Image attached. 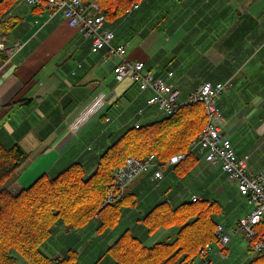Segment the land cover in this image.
Masks as SVG:
<instances>
[{
  "label": "crops",
  "instance_id": "crops-1",
  "mask_svg": "<svg viewBox=\"0 0 264 264\" xmlns=\"http://www.w3.org/2000/svg\"><path fill=\"white\" fill-rule=\"evenodd\" d=\"M3 1L0 0V3ZM182 1L188 7L185 15H171V20L166 19L159 28L153 27L154 30L165 33L164 41L168 43H171L174 37V49L166 51L159 38L149 40L145 36L150 28L148 25L143 26L142 31L137 34L130 28L131 23L138 17H133V14H139L142 8L140 6L135 12H131L133 18H128L126 28L128 36L141 37L142 43L130 51L131 43L116 41L118 37L115 34L114 44L127 45V60L143 62L147 72L180 90L181 100L187 99L190 93L205 82H231L230 90L218 96L217 98L222 96L220 100H215L220 115L218 124L224 137L232 142L237 158H248L249 171L254 175L259 174L264 170V84L260 89L253 90L241 115L230 112V103L235 102L231 96L236 92H241L242 96L244 87L241 88L247 82L245 84L246 80L238 79L235 73L225 72V63L230 58H225L224 50L210 54L198 45L199 40L205 38L209 32L202 30L206 19L200 12L207 11L210 5L219 3L222 8L226 2L230 4L232 1L180 0ZM260 1L263 0H252L250 4L255 5ZM194 10L197 12L194 13ZM224 13L225 9L222 8L220 14ZM250 17L251 20L246 16L243 37L250 35L255 42L252 46L263 51L264 15L262 18L261 15ZM206 18L209 19L208 14ZM9 19L15 21L16 25L9 35L0 36V44L10 47L15 43H22L23 47L11 58L0 50V54L5 56V60L0 59V144L6 149L19 146L28 156L27 162L6 186L13 196L30 189L42 176L54 178L75 164H80L88 176L93 174L104 153L128 129L151 124L165 117L156 107L148 105L151 94L142 93L130 81L118 83L113 72L118 60L105 61L103 51L93 54L90 40L77 29L70 27L61 15L50 19L47 11L32 8L22 0H16L7 13L0 15V24ZM123 19L125 18L121 21ZM121 21H115L118 23L115 25V22H111V25L106 22L105 27L115 33L113 27L120 25ZM171 21L173 22L170 23ZM174 25H178L175 35L170 29ZM184 27H188L185 42L189 41L190 46L183 50V43L181 44L179 38L182 35L179 34ZM237 32L235 29L234 33ZM225 42H230L229 35L226 36ZM179 50L178 56H172L173 52ZM188 50L192 54L190 59L185 58L183 54ZM202 52H205L206 56H200L199 53ZM232 64H235V60ZM261 64L264 72L262 61ZM194 69L213 70L212 76L218 80L213 82L206 78L196 82L192 75ZM108 97L110 98L107 99ZM107 118L110 119L109 122ZM193 160L184 161L181 166L165 168L164 177L160 181H154L153 173L150 172L138 178L128 188L126 197L129 205L137 199L146 198L143 208L139 204L131 211L124 208L128 218L135 216L134 213L142 208L137 212L140 225L135 238L145 247L172 241L178 232L176 227H171L161 228L153 235L147 234L143 219L161 203H168L174 209L192 203L193 197L199 198L201 202L216 203L220 208L219 213L215 215L218 226L222 224L218 223L217 218L225 210L233 211L237 219L236 226L251 213L252 208L247 199L240 195L237 184L229 180L221 165L208 164L199 156ZM173 181H178L180 188L184 184L187 191L194 183L208 187L182 200L183 194L180 196L179 191H171L167 195L166 191L163 194L162 188ZM149 193L150 198H147ZM236 195L242 201L234 204ZM168 196H172L170 201L167 200ZM225 217L223 214V218ZM97 225L96 220L80 230L59 226L40 250L48 259L58 260V264H65V258H68L69 251H72L77 262L87 252L94 250L93 244L100 239ZM109 230L103 232L112 231ZM93 231L98 234H95L94 238ZM111 237L112 234L103 240L109 244L107 252L119 239L113 241ZM211 246L215 253L219 250L218 244ZM226 252L227 250L224 253ZM14 255L17 257L16 264H28L18 255ZM101 258L100 261L103 259ZM113 264H116L115 261Z\"/></svg>",
  "mask_w": 264,
  "mask_h": 264
},
{
  "label": "trees",
  "instance_id": "trees-1",
  "mask_svg": "<svg viewBox=\"0 0 264 264\" xmlns=\"http://www.w3.org/2000/svg\"><path fill=\"white\" fill-rule=\"evenodd\" d=\"M15 1L1 2L0 15L7 13ZM83 1H96L105 21L114 23L129 15L142 0ZM15 25L10 19L2 22L0 36L9 35ZM0 59L5 60V56L0 54ZM206 122L203 106H185L172 117L128 129L104 153L93 174L88 176L80 164H75L54 178L42 176L17 196L9 194L6 186L27 162L28 156L19 146L6 149L0 144V264H16L14 254L28 264H58L57 260L48 259L40 248L59 226L80 230L97 220L98 232L113 229L116 217L125 205H129L125 194L118 203L100 209L116 169L130 158L145 159L155 155L160 162H167L175 155L186 153ZM193 159L194 156L189 155L186 161ZM135 205L133 201L130 206L135 208ZM219 211L218 204L208 201L186 203L175 209L168 203H161L144 217L143 222L149 235L161 228L176 227L178 232L172 241L147 248L125 232L108 253L116 264L186 263L197 257L200 249L218 244L215 215ZM74 255L69 251L65 258L67 264H74ZM249 264H264V258L255 257Z\"/></svg>",
  "mask_w": 264,
  "mask_h": 264
},
{
  "label": "built area",
  "instance_id": "built-area-1",
  "mask_svg": "<svg viewBox=\"0 0 264 264\" xmlns=\"http://www.w3.org/2000/svg\"><path fill=\"white\" fill-rule=\"evenodd\" d=\"M22 1L32 8L47 11L50 19L61 15L70 27L77 29L90 40L93 54L103 51L105 61L117 59L118 65H115L113 70L115 80L118 83L130 81L142 93L151 94L148 105L156 107L165 117H172L185 106L201 105L204 108L207 120L204 130L191 142L186 153L175 155L167 162H160L155 155L145 159H128L114 172L110 191L100 209L121 201L128 188L141 176L152 172V179L160 181L164 177L165 168L177 167L186 161L189 155L199 156L208 164L221 165L229 180L237 184L240 195L247 199L252 211L241 220L237 229L233 230V235L243 236L248 241L252 254L264 258V170L259 174H252L248 169V158H237L232 142L224 137L218 124L220 115L215 100L232 87L231 82L226 84L205 82L190 93L187 99L181 100L180 90L147 72L143 62L127 60L128 46L114 44L115 33L105 27V17L96 1L90 3L83 0H47L45 3L41 0ZM138 8L136 5L133 10ZM22 47V43H15L10 47L0 44V50L8 58L18 53ZM109 121L107 118V122ZM198 202H201L199 198H192V203ZM216 238L219 246L216 253L211 245L200 249L199 256L204 261L220 255L226 257L224 252L231 244L232 238L225 233L222 226L217 227Z\"/></svg>",
  "mask_w": 264,
  "mask_h": 264
},
{
  "label": "rangeland",
  "instance_id": "rangeland-1",
  "mask_svg": "<svg viewBox=\"0 0 264 264\" xmlns=\"http://www.w3.org/2000/svg\"><path fill=\"white\" fill-rule=\"evenodd\" d=\"M231 1L232 3L227 4L226 2L225 5L222 6V8L225 9V13L223 15L220 14L222 12V8H221V4L219 3L210 5L209 9L205 12L203 11L200 12L201 15H205V19H206L205 23H203L205 26L202 28V30L203 32L206 30H209V32L207 33V36L205 38L199 40L198 45L205 48V52L209 51L210 54L212 53L217 54L218 50L220 51L224 50L225 58H230L229 61L225 63L226 68H227L225 72L230 71V73H235V75L237 74L238 79L246 80L244 82L245 84L247 82V84L242 86L241 88L243 89L244 87L242 96L240 95L241 92L240 93L236 92L233 94V96H231V99H235V102L230 103L232 104L230 112L234 114L240 113L241 115V113H243V109L246 108V103L248 102V98L251 97L253 90L256 88L260 89L261 86L264 84V74H263L264 72L261 69V66H262L261 61L264 63V50L263 51H261V49L257 50V48L252 46L253 44L255 45V42L253 41V39L250 38V35L247 34L245 38L243 37V31L246 26V22H245L246 16H249L250 20H251V17H250L251 15H254L253 18L261 15V18H262V16L264 15V0L260 1L259 3L255 5L250 4L252 3V0H231ZM137 5L142 8L139 11V14L138 13L133 14V17L135 15H138V17L136 18L134 22L131 23L130 28L134 30L135 33L137 34L138 32L142 31L143 26L148 25V27L150 28L147 30L145 36H147L149 40L159 38L164 44L163 48L166 51H170L172 50V48L174 49V46H176L174 45V37H173V40H171V43H168L164 41L165 40L164 38H166L164 37L165 33H162V31L157 30V29L154 30L153 27L159 28L161 23L164 22L166 19H169V20L172 19L171 15H176L178 13L185 15L188 9L187 5H184L183 1L180 2V0H173V1L171 0L170 2H168V0H142ZM133 12H135V10L132 11V13ZM191 12L192 10L189 11V13ZM193 12L196 13L197 10H194ZM132 13L127 15L125 19H123L122 21L119 20L121 21L120 25H116L115 27H113V30L115 31V34L118 37L116 41L122 40L123 42L131 43L129 46L130 51L133 50L132 48L134 49L137 48L138 45L141 44L143 41L141 37L135 36V38H133V36L131 37V35L128 36L127 34L126 24L128 22L127 21L128 18H133ZM207 14L209 15V19L206 18ZM173 21H171L170 23H172ZM109 24L111 25L110 22ZM115 24H118V23L115 22L114 25ZM170 29H171L172 34L175 35L176 30H178V25H174L170 27ZM187 29L188 27H184L179 34V35H182L181 37L179 36V38L181 40V44L183 43L182 45L183 50L184 48L190 46L189 41L185 42L186 40L185 34L187 33ZM235 29L238 30L236 34L234 33ZM252 32L254 33L255 30L253 29ZM227 35H229L230 42H225ZM190 50L185 51L183 53L185 58L190 59L192 55L190 53ZM179 52L180 50L177 52H173L172 56L174 57L178 56ZM205 52L199 53V55L206 56ZM233 60H235L234 65L232 64ZM192 71H193L192 72L193 78L196 82H198L199 80H204L206 78L211 79L213 82L218 80L212 76L213 70L194 69ZM221 97L217 99L220 100ZM113 126H115V124ZM168 180L171 181L172 179H168ZM207 187H208L207 185H202L200 183H194L192 186L189 187V191H187L184 184L180 188L179 182L173 181L172 183L171 182L167 183L165 185V188L163 187L162 190H163V194L164 192L167 191L166 195L167 193L171 191H179L180 196L181 194H183V197L181 198L183 200L186 197H189L192 193L194 192L198 193ZM8 193L11 194L10 192ZM150 195L151 193H149L146 197L150 198ZM171 197L172 196H168L167 200L170 201ZM234 197H237V200L234 204H237L238 202L242 201L241 198L238 197V195ZM145 201H146L145 197H142L139 200L137 199L136 205L138 204L142 205V208H143ZM125 207H128L129 211L135 209L130 205H125L123 208ZM142 208L136 211L134 213L135 216H132L131 218H128L129 215L125 214V212L127 211L123 209V211L116 217V224L114 225L112 231L111 232H103V231L99 232L98 234L100 236V239L97 240L93 244L94 250L91 251L89 249L90 251L87 252L82 258H79L77 262H74V264L75 263L77 264H113L114 260L109 254H107L108 253L107 249L109 248V244H107L106 242L104 243L103 240L108 235L112 234L111 238L113 239V241H115L118 238H120L125 232H129L134 237H137L136 235H138V231H137L138 225H140L139 220L137 219V214H138L137 212L141 211ZM223 214L226 215L225 218H223ZM223 214H220L219 217L217 218L218 223L222 224L221 226L224 228L226 234L230 238H232L231 244L227 248V252L224 253L226 257H223L222 255H220L213 259H207L204 262V260L198 256L197 259H194L193 262L192 260H190L187 263L189 264H249V262H251L255 258V256L250 251L248 241L241 235H238V236L233 235V230L237 229V226H236L237 219L235 218V214L233 213V211L225 210ZM97 217L98 216H96V219ZM127 230H130V231H127ZM95 234L97 233L93 231V238ZM140 237L142 238V236ZM147 248H150V247H147ZM100 258L102 259L101 261L99 260ZM182 259L183 257H181L179 261H181ZM98 260L99 262L97 263ZM181 264H184V263H181Z\"/></svg>",
  "mask_w": 264,
  "mask_h": 264
},
{
  "label": "water",
  "instance_id": "water-1",
  "mask_svg": "<svg viewBox=\"0 0 264 264\" xmlns=\"http://www.w3.org/2000/svg\"><path fill=\"white\" fill-rule=\"evenodd\" d=\"M110 97H108L107 99H109Z\"/></svg>",
  "mask_w": 264,
  "mask_h": 264
}]
</instances>
